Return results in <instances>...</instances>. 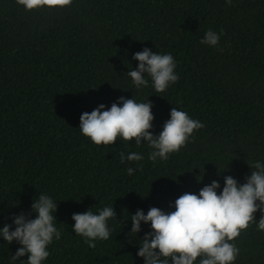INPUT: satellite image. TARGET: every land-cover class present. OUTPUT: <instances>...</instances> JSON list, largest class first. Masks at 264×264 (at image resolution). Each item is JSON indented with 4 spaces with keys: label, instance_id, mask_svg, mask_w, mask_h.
<instances>
[{
    "label": "trees",
    "instance_id": "1",
    "mask_svg": "<svg viewBox=\"0 0 264 264\" xmlns=\"http://www.w3.org/2000/svg\"><path fill=\"white\" fill-rule=\"evenodd\" d=\"M209 29L223 30L217 47L200 43ZM146 47L176 61L179 79L165 92L155 93L148 76L136 89L127 75ZM121 96L152 102L154 135L172 107L204 127L166 161H151L146 141L95 145L79 129L81 114ZM132 152L143 159L121 163ZM257 161L264 163V0H73L33 11L0 0V227L14 230L21 213L35 218L33 201L50 196L62 235L42 264H144L137 252L151 227L141 222L132 234V214L174 211L179 196L213 180L219 193L228 175L243 184ZM104 207L116 213L110 238L90 248L72 215ZM261 215L234 241V264H264ZM19 247L0 237V264H26L27 255L11 260Z\"/></svg>",
    "mask_w": 264,
    "mask_h": 264
},
{
    "label": "clouds",
    "instance_id": "2",
    "mask_svg": "<svg viewBox=\"0 0 264 264\" xmlns=\"http://www.w3.org/2000/svg\"><path fill=\"white\" fill-rule=\"evenodd\" d=\"M231 5L232 0H225ZM25 11L56 9L70 7L73 0H16ZM209 29L200 40L201 44L212 47L219 45L220 36ZM133 59L139 62L138 67L131 69L127 75L131 77L136 89L148 86L151 78L155 93L167 90L170 84L178 81L175 72L176 61L169 54H158L149 48H144L134 54ZM145 73L147 75H145ZM104 104L98 105L91 112L80 116L79 129L95 145H112L118 139L135 141L140 145L146 141L154 149L149 155L153 162L159 158L167 160L169 155L177 153L185 147L196 130L204 125L192 119L186 112L172 107L170 118L167 119L162 131L154 135L152 131L154 114L152 102H136L133 98L119 97L105 109ZM121 163L140 161L143 156L132 152L125 157L120 155ZM251 175L243 184L231 175L224 177V186L219 193L218 181L213 180L199 190V194L185 192L174 202V211L165 212L158 207H151L147 214L138 209L132 214L131 233L141 231V222L150 223L151 231L140 241L137 255L144 258V264H234L239 255V248L234 241L241 233L256 222L255 213L262 215L257 227L264 231V163L259 161L248 163ZM142 167V166H141ZM135 170L127 169L129 175ZM35 218H29L24 213L13 217L12 225L0 227V237L8 244L16 241L21 245L12 255L13 262L27 255L26 264H42L49 255L48 246L53 239L59 240L62 232L55 225L58 205L45 194H40L32 204ZM116 218L113 207H104L99 214L88 210L84 213H73L72 225L74 232L85 238L88 247H96V240H108L111 229L110 219ZM21 264H25L21 260Z\"/></svg>",
    "mask_w": 264,
    "mask_h": 264
}]
</instances>
